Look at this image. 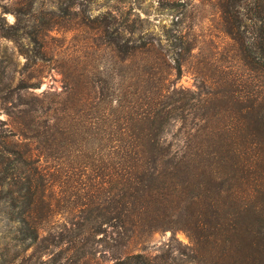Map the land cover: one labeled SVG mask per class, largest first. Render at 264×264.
Instances as JSON below:
<instances>
[{"label":"rangeland","instance_id":"rangeland-1","mask_svg":"<svg viewBox=\"0 0 264 264\" xmlns=\"http://www.w3.org/2000/svg\"><path fill=\"white\" fill-rule=\"evenodd\" d=\"M242 4L229 34L220 0H0V169L18 170L13 150L24 147L45 177L33 241L12 220L26 203L12 199L17 186L0 173V264H114L135 253L152 264H225L188 257L184 231H150L141 226L146 216L133 210L120 223L113 166L105 177L86 169L85 136L129 132V98H143L164 80L186 98L230 86L264 97V77L244 58L247 49L255 55L264 10L257 0ZM180 37L189 49H174ZM176 57L184 60L181 74ZM22 129L27 135H16ZM37 131H62L66 142L59 144L60 134L43 151L38 139L25 137Z\"/></svg>","mask_w":264,"mask_h":264},{"label":"trees","instance_id":"trees-1","mask_svg":"<svg viewBox=\"0 0 264 264\" xmlns=\"http://www.w3.org/2000/svg\"><path fill=\"white\" fill-rule=\"evenodd\" d=\"M257 1L264 10V0ZM220 7L227 18L225 30L232 34L246 6L242 0H220ZM258 23L255 55L247 49L244 58L264 77V18ZM184 39L174 42V49H189ZM137 48L133 46L129 54L133 61ZM176 61L174 68L181 74L184 60L176 57ZM183 93L164 80L143 98H129V132L101 134L91 140L85 136L88 161L84 166L102 177L113 166L111 175L117 183L113 208L120 223L126 224L122 215L133 210L146 216L141 226L150 231H184L192 242L187 255L194 260L218 257L225 264H264V97H249L231 86L203 92L208 98H186L189 95ZM221 96L225 99L219 102ZM198 105L201 112L195 111ZM60 134L64 135L61 145L66 142L62 131H37L25 137L38 139L40 148L49 151L44 142L56 144ZM16 135L27 134L22 129ZM4 137L6 143L8 136ZM13 152L20 167L1 168V179L16 184L19 196L12 199L26 203L27 209L13 210L12 220L36 241L40 230L34 203L43 200L45 177L27 149ZM116 159L122 161L116 165ZM97 203L96 198L86 204L88 211L93 212ZM114 264L152 261L135 253Z\"/></svg>","mask_w":264,"mask_h":264}]
</instances>
